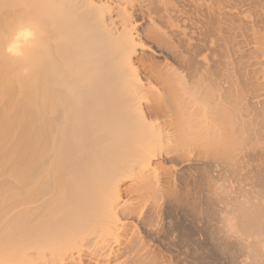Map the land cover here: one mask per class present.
I'll use <instances>...</instances> for the list:
<instances>
[{
  "label": "bare ground",
  "instance_id": "1",
  "mask_svg": "<svg viewBox=\"0 0 264 264\" xmlns=\"http://www.w3.org/2000/svg\"><path fill=\"white\" fill-rule=\"evenodd\" d=\"M190 247L264 264V0H0V264Z\"/></svg>",
  "mask_w": 264,
  "mask_h": 264
},
{
  "label": "rangeland",
  "instance_id": "2",
  "mask_svg": "<svg viewBox=\"0 0 264 264\" xmlns=\"http://www.w3.org/2000/svg\"><path fill=\"white\" fill-rule=\"evenodd\" d=\"M238 183H239L238 181L236 183L235 182L230 183L231 185H229L228 186L229 188H227L228 189L227 190L228 195H230L232 197L239 195V192L241 191L239 186H242V183L239 186H238ZM237 186L239 189L236 188ZM212 221H213V223L216 222L214 220H212ZM199 248L200 247H198V248L190 247L187 251V258L186 259L193 262V264H225V258L221 254H219L218 252L210 251V250L208 251V250H205L202 248L199 249ZM209 248H211V247L209 246ZM218 256H219V258H218Z\"/></svg>",
  "mask_w": 264,
  "mask_h": 264
}]
</instances>
